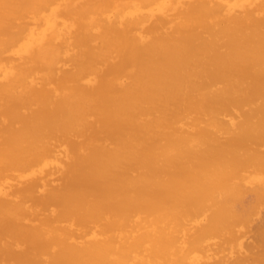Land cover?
Returning a JSON list of instances; mask_svg holds the SVG:
<instances>
[{
	"label": "bare ground",
	"instance_id": "obj_1",
	"mask_svg": "<svg viewBox=\"0 0 264 264\" xmlns=\"http://www.w3.org/2000/svg\"><path fill=\"white\" fill-rule=\"evenodd\" d=\"M0 264H264V0H0Z\"/></svg>",
	"mask_w": 264,
	"mask_h": 264
}]
</instances>
